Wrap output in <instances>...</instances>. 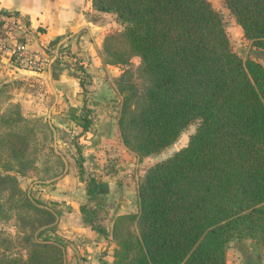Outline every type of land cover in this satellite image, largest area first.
<instances>
[{
  "label": "trees",
  "instance_id": "16d2710c",
  "mask_svg": "<svg viewBox=\"0 0 264 264\" xmlns=\"http://www.w3.org/2000/svg\"><path fill=\"white\" fill-rule=\"evenodd\" d=\"M92 3L123 23L103 41L105 62L122 68L115 86L121 94L117 124L123 144L141 158L170 145L197 120L183 146L139 176L137 210L113 220L111 264H226L233 237L264 245V63L232 49L210 0ZM225 3L250 44L264 52V0ZM132 56L139 58L140 82L132 81L124 66ZM0 138L16 157L23 154L22 135ZM76 160L88 199L80 212L107 235L99 222L101 208L89 203L98 180L84 178L83 156ZM1 167L6 172L0 173V184L9 194L0 200V214L13 213L28 233L26 255L3 248L0 264H66L65 239L54 226L58 213L19 186L16 175L7 172L10 164Z\"/></svg>",
  "mask_w": 264,
  "mask_h": 264
},
{
  "label": "crops",
  "instance_id": "0c3cea01",
  "mask_svg": "<svg viewBox=\"0 0 264 264\" xmlns=\"http://www.w3.org/2000/svg\"><path fill=\"white\" fill-rule=\"evenodd\" d=\"M0 9L20 13L37 31L27 43L34 58L10 65L9 79L31 75L42 83L49 81L52 92L58 97L62 94L74 106L69 109L78 115V137L85 148L83 167L88 177L98 180L95 197L89 203L108 215L106 223L99 220L108 231L117 215L137 210L136 187L143 173H128L139 157L120 138L118 106L113 104L116 90L108 83L122 68L104 62L101 53L105 35L118 17L95 8L92 0H0ZM63 53L64 58L77 57L84 64L87 73L83 85L80 74H67L58 59ZM87 118V129L82 130ZM51 193L66 205L57 219V231L67 242L66 264H111L115 248L111 236L91 227L80 212V204L88 199L77 170L58 177Z\"/></svg>",
  "mask_w": 264,
  "mask_h": 264
},
{
  "label": "rangeland",
  "instance_id": "374dc122",
  "mask_svg": "<svg viewBox=\"0 0 264 264\" xmlns=\"http://www.w3.org/2000/svg\"><path fill=\"white\" fill-rule=\"evenodd\" d=\"M210 2L222 18L223 27L232 49L243 57L252 56L264 63V52L252 46L249 39L243 35L241 26L227 7L225 0H210ZM122 25V21L117 18L116 25L112 26L106 34L118 33ZM101 53L105 62L106 53L103 45ZM58 59L63 62L67 74L75 71V73L80 74V78L87 73L84 64L80 63L77 57L69 58L67 56L64 58L63 55ZM5 63V61L0 60V137L2 134L17 132L24 139L25 149L21 156L16 157L14 152L9 149V143L1 145L0 138V173L6 172L1 167L3 162L11 165L12 168L7 172L16 175L19 186L28 194L38 198L43 206L58 213L54 223L57 231V219L66 205L64 200L52 197V189L58 177L75 169L78 172L76 158L83 156L85 151L84 145L78 137L79 128L76 126L79 123L78 115L74 110L69 109L74 106L68 98L62 94L58 97L52 92V89L49 88V81L42 83L31 75H24L23 78L16 75L9 79L8 72L10 70L8 67L10 68L14 62L7 61L8 66ZM19 63L17 62V65ZM138 63L139 58L132 56L128 64L124 65L132 72L130 79L134 82H140L136 71ZM86 76L89 77L87 74ZM117 76L109 80L108 83L116 90L113 104L118 106V111L121 94L118 93L115 86ZM83 80L86 82V77ZM40 92L42 94H39ZM196 124L197 120L188 123L176 140L162 150L145 155L140 159L137 158L136 165L128 173L134 174L135 170L139 175L150 164L183 146L190 133L194 131ZM21 160L26 161V163L24 165L18 163ZM84 171L85 177L88 178V170L83 169V173ZM8 194L7 186L0 184V200L7 201ZM100 219L101 221L104 220L105 223L108 220V215H104L103 210L100 211ZM112 224L108 226L109 229L106 231L116 243L111 234ZM27 233L28 230L17 225L13 213L5 216L0 214V239L3 238L0 240V250L5 248L7 252H15L25 256L27 246L24 240ZM57 233L59 232L57 231ZM59 234L63 236L61 233ZM63 238L65 239L64 236ZM65 243L67 245L66 241ZM226 264H264V245L252 238L233 237L226 247Z\"/></svg>",
  "mask_w": 264,
  "mask_h": 264
},
{
  "label": "built area",
  "instance_id": "2783aa9c",
  "mask_svg": "<svg viewBox=\"0 0 264 264\" xmlns=\"http://www.w3.org/2000/svg\"><path fill=\"white\" fill-rule=\"evenodd\" d=\"M37 31L16 11L0 9V60L28 63L34 58L27 47Z\"/></svg>",
  "mask_w": 264,
  "mask_h": 264
},
{
  "label": "water",
  "instance_id": "95a60500",
  "mask_svg": "<svg viewBox=\"0 0 264 264\" xmlns=\"http://www.w3.org/2000/svg\"><path fill=\"white\" fill-rule=\"evenodd\" d=\"M4 10V9H3Z\"/></svg>",
  "mask_w": 264,
  "mask_h": 264
}]
</instances>
